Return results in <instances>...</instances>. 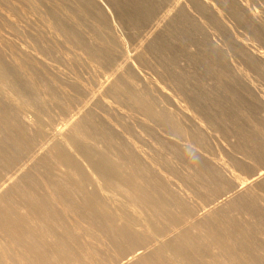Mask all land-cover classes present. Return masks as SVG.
<instances>
[{
  "label": "bare ground",
  "instance_id": "1",
  "mask_svg": "<svg viewBox=\"0 0 264 264\" xmlns=\"http://www.w3.org/2000/svg\"><path fill=\"white\" fill-rule=\"evenodd\" d=\"M96 1L105 7L108 6V4L105 5L103 3V0ZM26 2L29 1L26 0ZM38 2L40 3L39 0ZM152 2L155 3L156 0L155 2ZM34 3L37 4V0ZM48 3H50L49 0ZM157 3L158 6L161 5V3L159 5V2ZM0 4L2 3L0 2ZM16 4L17 2L15 5ZM24 4L25 3L23 2V5ZM15 5H13V7H15ZM29 5L32 6L33 4L30 3ZM38 5L40 4H37L36 6ZM157 5L153 6L152 10H149L148 16L151 19V21H149L150 24H147V27L144 30V35L142 37L140 36L138 42L136 43L134 41L136 45H134L132 50H129V45H127L128 40L126 33L128 31L123 30L125 32H123L125 34L124 36L126 37H124L125 39L123 36H121V34H119L118 31V35L122 37L121 41L123 45H121L122 50L120 48L121 53L119 51L121 63L116 65V68L114 71H112L111 75L109 74V76H107L105 72L103 73L98 69V72L101 71L103 75H99L101 77L99 78L98 75L95 76L96 74H92L94 77H97V79H94L95 81L92 79L95 82V84L92 83L94 86L92 88H85V86L84 89L79 88L83 90L82 93H80L81 90L79 91V89L76 87L75 93L69 94L71 97H73L72 95H75L76 100L73 98V100H69L66 102V104L60 102L61 100H64L60 99L61 97L63 98V96L60 97L54 95L52 93L53 91L51 90L53 87H51V85L49 86V84L47 85L48 89H46L49 90L47 91V95L49 94L50 97L49 99L55 100L56 103L58 102V104L61 106L60 109H63L66 115L65 118L62 116L63 119L59 120L61 122L63 121L62 123H48V128L43 123V117H45L43 115L46 110H43V112V106L41 107V105L44 104L45 99H48L46 98L47 95L42 99V94H30L26 91V89L23 88L24 86L20 87L19 84L17 85V81L14 80V75L12 76L11 74V72H13L12 67L8 68L11 70V72L6 70V67L2 62L5 58L2 60V56H0V100L2 101L3 105L9 108L8 115L4 114L6 112L3 113L0 109V142L2 141L3 144H6V147H8L3 148L2 146L0 148V178L3 177L0 179V264H251L257 259L254 256V252L264 250V244L256 246L251 243V241L255 240L254 238L257 236L252 228L254 225H258L257 222H261V218L255 215V210L262 205L264 206V166L256 170L254 173H251L248 178H242L235 170L239 167L241 168L248 166V162L245 159L236 161L234 166L225 162L227 160L224 161V158H215L207 155L209 153L203 150L202 145H200V140L206 137H211V133L209 132V125L211 122L209 120L210 116H208L206 111H204L201 105H199V97L197 96V98L195 94V96H191L193 92L190 94L183 89L180 90L177 87L178 84L176 78H166L164 74L165 62L162 65H157L156 68H150L153 69V72L151 71V73L148 71L144 72L143 70H139V66H136L137 64L135 63V61H137L141 55H144V57H142L144 63L147 59H149L147 55L145 56V54L148 52L150 44H152L157 36L160 35L163 29L167 26L170 19L176 17V15L178 17L181 14H190L193 16V18L195 17V19L202 25V28H204L202 35L204 37V47L206 49L202 50V53L205 55L206 52L204 51L208 50L207 56L211 62L210 65L213 67V69L220 71L221 76L226 77L227 81L230 83V86L226 85L229 95L235 97L237 96V92L243 93L247 96L246 98H250L253 101V105H257L262 109V112H264V0H173L172 5L169 2L170 7L167 9H163L164 7L161 8ZM3 6L5 7V5ZM17 6L18 5H16V7ZM2 7L0 5V8ZM40 7H42V4ZM44 8L45 7L42 9ZM2 9L4 10V8ZM6 9L7 8H5V12ZM34 9L37 8L34 6ZM10 10L13 12L12 8ZM62 10L64 9L62 8ZM107 11L108 15L112 19L113 25L118 27L120 23V18L118 16L119 13L111 5ZM141 11H143V7ZM7 12L8 14L3 12L6 14V16L3 15L2 17L5 16L6 19L9 20L8 22L13 24L14 20L12 21V18H9L12 12L10 15V11L7 10ZM34 12L38 11H34L32 7L31 13ZM73 12L72 15L75 13ZM99 12L100 11H98V13ZM146 12L147 11L145 10V13ZM3 13L0 12L1 15ZM25 13L24 15H26ZM53 13H55V11ZM14 14L15 13L12 15L14 16ZM44 16H46V14H44ZM191 16L189 17L191 18ZM2 17H0L1 20ZM82 17L84 16L78 17V19H81ZM27 19L29 18L27 17ZM39 19L40 21H44L43 18L41 20L39 17ZM62 19L61 21L63 22L64 19ZM84 19H82V21ZM86 20H84L82 23L88 25L87 22L89 18L87 22ZM94 20L96 19L94 18ZM179 20L182 19L179 18ZM26 21L28 22V20ZM49 21L51 31L54 27L53 32L54 30L57 31L58 35H60V40L63 39V41L71 43V46L73 45L78 48L82 52L83 56H87L91 61L89 62V60L86 58L88 60L87 63H90L91 67H94V64L92 65V63L97 62L98 64L103 62L104 58L101 55L103 52L100 53L85 44L88 42L86 39L85 43L80 41V37L78 40L76 38L78 35L75 34L74 31H71V29H73L72 27L71 29H68L69 27H65L62 24L60 25L59 22L53 18L49 19L48 22ZM75 21L78 22L77 20ZM122 21H125L126 23V20ZM139 21L140 20H138V24L143 23L142 20L140 23ZM30 23L35 25V22L30 21ZM91 23L93 26V22ZM18 24L17 26H14L18 28ZM36 24L38 25L39 23ZM77 24L79 25L80 23ZM121 24L122 23H120V25ZM2 25L5 27L6 24ZM19 25L22 24L20 23ZM46 25L49 28V25ZM80 25L82 26L84 24ZM25 27L26 25L24 28ZM101 27L103 28L104 26ZM138 27L141 29V25ZM83 28L85 29L84 26ZM22 29L23 27L21 26V30ZM88 29L91 30V28ZM18 30L20 31V28ZM28 30L25 29V31ZM7 31L9 32V30ZM27 33L28 32H26V34ZM132 33L134 34L135 31ZM91 34L94 35V33ZM91 34L89 35L91 36ZM102 34L103 32H101V35ZM6 35L0 28L1 39H3L5 42H10V35H8L9 38ZM128 35L130 36V32H128ZM32 36H29V38ZM11 37H13L12 34ZM93 38L96 39V35H94ZM26 39H28V37ZM26 39H24V41ZM82 39L83 37L81 40ZM133 39L134 38H132V41ZM16 40L19 39L17 38ZM96 40L99 41L100 38H97ZM114 40L111 38L110 42H113ZM27 41H29V39L26 40L25 43L22 42L23 47H19L21 51H24L23 48L25 44H28L26 43ZM30 41L31 44H33L32 41H34L35 48L38 46L34 38H32V40L30 39ZM19 42L21 43V41ZM52 43L54 44V42ZM98 43H100V41ZM114 43L116 42L114 41L113 44ZM100 44L102 45L103 43ZM110 44L112 45V43ZM30 45L28 44V46ZM97 45L95 43L93 46L95 47ZM45 47L46 46L44 45V48ZM29 48L31 49V46ZM37 48L34 50H37L40 53V47ZM110 48L111 50L113 49L112 47ZM41 49L43 50V48ZM99 49H102L101 46ZM48 50L47 52H49ZM79 50L78 54H81ZM117 50L116 52H118ZM3 51H5L4 53L8 54V50L6 51L5 45L0 43V52ZM43 53L44 51H42L40 56H43ZM73 53L75 52H72V54ZM36 54L38 55V53ZM11 55H13V53ZM73 55L75 56L76 53ZM77 55L76 58L74 57L75 60L77 59ZM109 55L110 53L108 56ZM20 56L21 61H23V55L19 54V57ZM67 56L68 57L66 58L69 59L71 55L69 56L67 54ZM116 58L119 62L120 59H118L117 55ZM9 59L11 60V58ZM79 59H81L79 61L81 63L83 58ZM44 60L45 58H43V61ZM147 61L150 64V60ZM16 62L18 61L16 60ZM154 62L156 63V60ZM6 63L8 64V62ZM26 64H28V62ZM97 64H95V66H97ZM105 64L106 63L101 64V67H103L102 70L104 71L106 69H104V66H106ZM149 64L146 63V65ZM9 65L11 66L12 64ZM54 65L55 64H53V66ZM44 66L45 64L43 67ZM196 66H198V64ZM98 67L100 68V65H98ZM29 68H31V71L34 72L35 68ZM53 68H51V70ZM51 70L49 69V71ZM129 70H132V72H134L136 75H134V73L131 74L128 72ZM27 71L29 72V70ZM38 71L40 72V70ZM93 71L92 73H95ZM169 72L170 71H168V74ZM63 73H65L66 76V72ZM63 73L59 72V74ZM25 75L26 78H28L27 74ZM70 75H73V73ZM170 75L173 76L172 73ZM122 76H124V78L127 80L131 79V83L134 82V85H137L138 87L135 86L136 89H133V87H131L132 89H129L128 85L130 83L127 85L124 81L126 79H122ZM30 77H34V75H31ZM46 77L48 79V76ZM72 77L70 76V78ZM102 77L105 81L100 80L103 79ZM75 79L78 80L76 76ZM62 80L64 81V79ZM211 80L213 79L211 78ZM38 81H41V79ZM33 82L32 84H34ZM78 82H82L81 78L78 80ZM73 83L74 81L72 84ZM82 83V85H84V82ZM218 83L219 81L217 84ZM49 87H51V89H49ZM105 88L107 89L103 92ZM108 91L112 92L116 98L119 96L124 98L122 101H129V105L131 104L133 106L132 108H135L137 112H140L145 117V120H148L149 122L151 121L152 123L153 121H156L158 124H160L159 128L157 129L159 130L162 127L160 133L161 136H159V138L161 137L162 140L156 137V139L159 141L158 143H166L170 147H173L172 150L174 149V157L177 156V145L180 147L179 151L181 153L184 152L189 154L192 158V161H190V166L188 169H190V167L195 168L197 164L207 167L206 170L212 174L213 181L211 188L204 189L206 193L204 195L205 200L203 202H194L190 189H183L178 186L176 189L175 184L177 183L170 179L171 177L170 175L168 176L163 165L160 166L161 164H157L158 161H156V156H151L146 151H144L137 144L138 142L134 141L132 135L133 133L131 132V134L128 129H126L124 123L112 116L111 112L114 111L115 113L116 109L106 100L104 101V106L106 108L102 109L99 113L102 120H91V122L88 121V123L84 121L85 118H87L90 114L92 115V112H94L93 110L97 106L99 99H101L106 92L108 93ZM213 95H211V98ZM105 97L106 96L103 98L105 99ZM202 97L205 96L203 95ZM49 99L47 101H49ZM119 100L121 99L119 98ZM52 103L54 102H50L49 105ZM5 106L4 108H6ZM247 107L249 108V106ZM122 110L124 111V109ZM117 112L118 111H116V114ZM118 113H120V110ZM138 114L139 113H137V116ZM123 115L124 114H122V117ZM60 117L56 116L55 120ZM142 119L144 118L142 117ZM55 120H51L49 122L51 123ZM133 123L131 121V124ZM135 126H137L136 128L139 127L138 125ZM211 126L213 125L211 124ZM119 131L123 132V137H121L125 139L124 141L119 136ZM218 135L219 134H217V136ZM226 135H228V133ZM181 137H185L182 138L183 140L181 139V141L184 142H181L180 139L177 140V138ZM247 140L249 141V139ZM263 142L264 141H262V143ZM216 143L217 141L215 144ZM217 146H219V144ZM244 149L246 151L249 148ZM12 150L13 152H11ZM248 154L247 156L250 157ZM23 156L25 160L19 166H17L18 162L21 158H23ZM248 157L245 158L247 159ZM147 163H151L150 166L152 165V169H149V165ZM246 168L248 169V167ZM32 170H35L36 173L40 174L42 179L40 182L30 179V172ZM190 171L192 172V170ZM237 171H239V169H237ZM195 175L198 174L195 173ZM195 180L197 181V179ZM202 181H204V179H202ZM207 181L209 182V177ZM41 185L45 186L47 189L46 192L39 188ZM199 185L201 187V184ZM228 212H237L239 216L234 217L231 215L233 216L231 217L229 216L230 213ZM258 213H260V211ZM252 217L254 218V221L253 219H250ZM84 223H87L86 225L89 224L88 226H91L89 229L92 227L95 228L98 233H101L100 235L103 236V239H107L106 242H110V245L115 252L114 255H111L112 258L109 256V260H107L103 259V257H106L104 255L102 258L99 257L101 256L98 253L99 251L97 248H94L96 245L93 247V244H90L94 242L96 243V241L84 242L82 240L84 234L82 228L85 227L83 225ZM262 225L264 226V224ZM86 227L84 231H87ZM93 228L92 230H94ZM255 228L258 229V227ZM90 232L91 229L86 233ZM90 235L91 234H89V236ZM98 242L99 240L97 243ZM103 243L105 242L103 241ZM105 244V247H108L107 243Z\"/></svg>",
  "mask_w": 264,
  "mask_h": 264
},
{
  "label": "rangeland",
  "instance_id": "2",
  "mask_svg": "<svg viewBox=\"0 0 264 264\" xmlns=\"http://www.w3.org/2000/svg\"><path fill=\"white\" fill-rule=\"evenodd\" d=\"M10 1V2H9ZM22 1V2H21ZM27 1H29L30 3H32L33 5L32 6H30L29 4V2H26V0H20V2H19V0H13V1H11V0H1L0 2L2 3V4H0L1 5V7L3 6V5H5V7L3 6L2 8H4V10L2 9V8H0L1 10H0V12H4V13H6V14H8V12H7V10L8 11H10L9 12V15H10V13L12 12L10 9L12 8V10H13V12H12V14L13 13H15L14 14V16L11 14V16H9V18L13 21V24H10L8 21L9 20H7L6 19V14H0V17H2L3 15H5L4 17H5V19H4V17H2V20H1V18H0V28H1V30H3V32L5 33V35L8 37V35H10V38L9 39H11V41L10 42H5L3 39H1V37H0V43L1 44H4L5 45V48H6V51L8 52V54H6V53H4L5 51H3V52H0V56H2L1 58H2V60H3V58H5L4 59V61H2L3 62V64L5 65V67H6V70H8V71H10L11 72V70L10 69H8V68H11L12 67V71L13 72H11V74H12V76L14 75V80H16L17 81V85L19 84V86L21 87H23L24 89H26V91L28 92V93H30V94H33V95H36V94H38L39 93V95L40 94H42L41 96H42V99L43 98H45L46 97V95H47V91H49V90H47L48 88V84H49V86L51 85V87H53L52 89H51V87H49V89H51L53 92V94L54 95H56V96H63V98L61 97L60 99H64V100H61L60 102L61 103H65L66 104V102H68L69 100H73V98H75V100H76V96L75 95H72L73 97H71V95L69 96V94L71 93H75V90H76V87H77V89H79V88H83L84 89V86H85V88L87 87V88H92L93 86H94V84H95V80L94 79H97V77H94V75H92V74H96L95 76H97L98 75V77L99 78H101L100 76H101V71L104 73H106V75L107 76H109V74L111 75L112 74V71H114V69L116 68V65H119L120 63H121V58H120V53H121V51H120V48H121V50H122V41H121V36H123V38L125 37L124 35V31L123 30H126V31H128V32H130V36L128 35V32L126 33V37H127V40H128V44L127 45H129L128 46V49L129 50H132L133 48H134V45H136V43L138 42V40H139V38H140V36L142 37L143 35H144V30H145V28L147 27V24L149 23V21H151V19L149 18V16H148V12H149V10L151 9H153V6H155V5H157L158 3L157 2H159V5H160V3H161V5H163V6H158V7H161V8H163V9H167L168 7H170V5H169V2H170V4L172 5V3H173V0H161V1H159V0H156V2H155V0H152V1H154L155 3H153L151 0H103V3L106 5V4H108V8H110V5L111 6H113V8H115L116 9V11L119 13V18H120V23H122L121 25H120V23H119V25H118V27H116V26H114L113 25V22H112V19H111V17L108 15V11H107V7H105V6H103V5H101L100 3H98L96 0H58L59 1V3H58V1L57 0H49V2L51 3H48V0H39L40 1V3L38 2V0H37V4H42V7H40V5H38V6H36L37 4L36 3H34V2H36V0H27ZM45 1V2H44ZM57 1V2H56ZM17 2V4L16 5H18L17 7H16V5H15V3ZM23 2L26 4V6H25V4L23 5ZM42 2H44V3H42ZM54 2V3H53ZM96 2V3H95ZM136 2V3H135ZM145 2V3H144ZM167 2V3H166ZM59 5H57V4ZM43 4H45V5H43ZM49 4V5H48ZM147 4V5H146ZM154 4V5H153ZM13 5H15V7H13ZM30 6V7H28V6ZM46 5H47V7H49L50 9L52 8L54 11H55V13H57V14H55V13H53L54 11L51 9H49V8H47L46 7ZM68 5V6H67ZM131 5V6H130ZM34 6H35V8H37V9H34ZM26 7V8H25ZM32 7H33V10L34 11H38V12H34V13H31L32 12ZM40 7V8H39ZM43 7H45L44 9H42ZM60 7H61V9H60ZM65 7H67V8H65ZM140 7V8H139ZM142 7H143V11H141L142 10ZM5 8H7L6 9V12H5ZM9 8V9H8ZM21 8H22V10H21ZM30 8H31V10H30ZM39 8V9H38ZM62 8L64 9V10H62ZM70 8V9H69ZM95 8H96V10H95ZM124 8V9H123ZM161 8H159V9H161ZM14 9H18L17 11H18V13H17V11L16 10H14ZM49 9V10H48ZM56 9V10H55ZM66 9H67V11H66ZM85 9V10H84ZM147 11L146 13H145V10ZM3 10V11H2ZM24 10V11H23ZM30 10V11H29ZM44 10V11H43ZM46 10V11H45ZM75 10V11H74ZM92 10V11H91ZM110 10V9H109ZM126 10H128V11H126ZM22 11H23V13H22ZM52 11V12H51ZM70 13H69V12ZM74 13L73 15H72V12ZM79 13V16H78V13ZM98 11H100L99 13H98ZM26 12V13H25ZM41 12V13H40ZM46 12V13H45ZM51 12V13H50ZM60 12V13H59ZM94 12V13H93ZM22 13V14H21ZM24 13L26 14V15H28V16H26V15H24ZM38 13L39 14V17L41 18V20H42V18L44 19V21L42 20V21H40V19H39V17H38V14L36 15V14ZM47 13H48V15H47ZM67 13V14H66ZM128 13H129V15H128ZM44 14H46V16H44ZM69 14V15H68ZM77 16H76V15ZM21 15H24V16H21ZM31 15V16H30ZM61 17H60V16ZM72 15V16H71ZM184 15V14H183ZM182 14L181 15H179L178 17H177V15H176V17H173L172 19H170L169 20V22H168V24H167V26L163 29V31L162 32H164L165 30L167 31H165L164 33H160V35H162V36H157V38L154 40V42L152 43V44H150V46H149V48H148V52L145 54V56L147 55V57L149 58V59H147V60H150V64H149V62L147 61H145V63H144V60H143V58L142 57H144V55H141V57L137 60V61H135V63L137 64L136 66H139V70H143L144 72H150L151 73V71L153 70V69H150V68H156L157 67V65H162L164 62H165V67H164V65H163V67H164V70H165V72H164V74H165V76H166V78H169V77H174V78H176L177 79V84L179 85H177V87L181 90V89H183V90H185L186 92H189L190 94H192V92H193V94L191 95V96H195L196 95V97L199 99V105H201V107L204 109V111H206V114H208V116H210L209 117V120H210V122H211V124L214 126H211V124L209 125V127H210V129H209V132L211 133V137H206V138H204V139H201L200 141V145H202V147H203V150L205 151V152H207V153H209V154H207V155H210V156H212V157H215V158H224V161L225 160H227V161H225V162H227L228 164H232V165H234L235 166V164L234 163H236V161H238V160H242V159H245L247 162H248V166H246V167H248V169L246 168V167H239V168H236V172H237V174L238 175H240V177H242V178H248L250 175H251V173H254L256 170H258V169H260L262 166H264V142L262 143V141H264V112H262V109L260 108V107H258L257 105H253V101L250 99V98H246L247 96L245 95V94H243V93H238L237 92V96H230L229 95V93L227 92V89H226V85H228V86H230V83L227 81V79H226V77H223V76H221V73H220V71H217V70H215V69H213V67L210 65L211 64V62H210V60H209V58H208V56H207V51L208 50H205L204 52H206L205 53V55H204V53H202V50H204V49H206L205 47H204V37H203V30H204V28H202V25L195 19V17L193 18V16H191L190 14L188 15L187 13L184 15V16H186V17H184ZM17 16V17H16ZM26 16V17H25ZM33 16V17H32ZM36 16V17H35ZM43 16V17H42ZM53 16V17H52ZM65 16H67V17H64ZM81 16H84V17H82L81 19L79 18L78 19V17H81ZM181 16H182V18H181ZM189 16H191V18L189 17ZM26 18V20H28V22L25 20V18ZM27 17L29 18V19H27ZM31 17V18H30ZM53 18L54 20H56V21H58L59 22V24L61 25H63V26H65V27H69L68 29H71V27L73 28V29H71V31H74V33L75 34H77L78 36H76V38L79 40V37H80V41H82L83 43H85V39H86V41H88V42H86L85 44H87L88 46H90V47H92L93 49H95V50H97L98 52H100V53H102L101 55H102V57L104 58H102L103 59V62L102 63H106L105 65L107 66H104V69H105V71L104 70H102L103 69V67H101L102 65V63H98L97 64V62L96 63H92V65L94 64V67H91L90 65V63H87L88 62V57L87 56H83V54H82V52L78 49V48H76L75 46H71V43H69V42H66V41H63V39H59L60 37V35H58V33H57V31L56 30H54V32H53V29H54V27L52 28V31H51V27H50V21L48 22V20L49 19H51V18ZM60 17V18H59ZM74 18V20H73V18ZM86 17V18H85ZM18 18H19V20H18ZM22 18V19H21ZM64 19V23L61 21V19ZM77 18V19H76ZM85 18V19H84ZM88 18H89V20H88ZM94 18L96 19V20H94ZM136 18V19H135ZM179 18L180 19H182V20H179ZM187 18V19H186ZM35 19V20H34ZM37 19V20H36ZM62 19V20H63ZM70 19V20H69ZM72 19V20H71ZM82 19H84V20H88V22H87V20H86V22H87V24L88 25H86L85 23H82V22H84V20L82 21ZM101 19V20H100ZM131 19V20H130ZM184 19V20H183ZM32 21V22H35V25H33V23H30V21ZM60 20V21H59ZM75 20H77L78 22H76ZM98 20V21H97ZM122 20H126V23H125V21H122ZM134 20V21H133ZM135 20H136V22H135ZM138 20H140L139 21V23L140 22H142L143 21V23H141V24H138ZM142 20V21H141ZM144 20H145V22H144ZM186 20H187V22H186ZM73 21V22H72ZM131 21H133V22H131ZM22 24V25H19L20 23ZM23 22V23H22ZM45 22V23H44ZM61 22V23H60ZM68 22V23H67ZM74 22H76V23H74ZM91 22H93V26H92V23ZM19 23V24H18ZM36 23H39L38 25L36 24ZM71 23V24H70ZM73 23V24H72ZM77 23H80V24H84V25H78ZM2 24H6V25H8V26H6L5 25V27H4V25H2ZM17 24H18V28L16 27L17 26ZM26 25V27L24 28V26ZM46 24H48L49 25V28H48V26L46 25ZM70 24V25H69ZM75 24V25H74ZM144 24H145V26H144ZM150 24V23H149ZM14 25H16V26H14ZM69 25V26H68ZM80 28H78L77 26ZM86 25V26H85ZM89 25H90V27H89ZM129 25H130V27H129ZM139 25H141V29H139ZM168 25H169V27H168ZM21 26L23 27V31L21 30ZM45 26V27H44ZM53 26V25H52ZM83 26L85 27V29L83 28ZM101 26H104L103 28L101 27ZM108 26V27H107ZM110 26V27H109ZM114 26V27H113ZM123 26H125V27H123ZM171 26V27H170ZM4 27V28H3ZM37 27V28H36ZM87 27V28H86ZM106 27V28H105ZM132 27V28H131ZM168 27V28H167ZM20 28V31L18 30ZM88 28H91V30L90 29H88ZM98 30H97V29ZM110 28V29H109ZM115 28V29H114ZM124 28H126V29H124ZM132 30H131V29ZM178 28V29H177ZM180 28V29H179ZM25 29L26 30H28V31H25ZM44 29V30H43ZM77 29V30H76ZM83 31H82V30ZM103 29V30H102ZM173 29V30H172ZM175 29V30H174ZM182 29V30H181ZM7 30H9V32L7 31ZM48 30V31H47ZM82 32H84V33H82ZM88 32H87V31ZM101 30V31H100ZM117 30V31H116ZM135 31V36H134V34L132 33V32H134ZM23 33H22V32ZM34 31H35V33H34ZM51 31V32H50ZM55 31H56V33H55ZM76 31V32H75ZM87 33H86V32ZM90 31V32H89ZM95 31V32H94ZM99 31V32H98ZM108 31V32H107ZM118 31H119V34H121V36L120 35H118ZM179 31V32H178ZM184 31V32H183ZM192 31V32H191ZM197 31H198V33H197ZM11 32V33H10ZM26 32H28L27 34H28V36H27V34H26ZM81 32V33H80ZM101 32H103V34L101 35ZM124 32V33H123ZM19 35H18V34ZM32 33V34H31ZM91 33H94V35H96V39L97 38H100V43H103L102 45L100 44V43H98L99 41H97L95 38H93L94 37V35L93 34H91ZM116 33H117V35H116ZM11 34L13 35V37H11ZM22 34V35H21ZM24 34V35H23ZM26 34V35H25ZM84 34V35H83ZM86 34V35H85ZM89 34H91V36L89 35ZM110 34H112V35H110ZM139 36H138V35ZM188 34V35H187ZM21 35V36H20ZM35 36V37H33V36ZM49 35V36H48ZM55 35V36H54ZM83 37V39L81 40V36ZM18 36V37H17ZM28 37V39H29V41H27L26 43H28L29 45L31 44V41H30V39L32 40V38H34L35 39V41L37 42V44H38V46L37 47H40V53L37 51V50H34V49H36L35 48V46H34V41H32V43L33 44H31L30 46H31V49L29 48L30 46H28V44H25L24 45V48H23V50L24 51H21L20 49H19V47H23V43H25V41L26 40H28V39H26L27 37ZM29 36H32V37H30L29 38ZM89 36V37H88ZM106 36V37H105ZM120 38H119V37ZM138 36V37H137ZM187 36V37H186ZM26 39L25 41H24V39ZM52 37V38H51ZM53 37H54V39H53ZM55 37H57V38H55ZM86 37V38H85ZM87 37H88V39H87ZM105 37V38H104ZM110 37V38H109ZM125 37V38H126ZM130 37V38H129ZM137 39H136V38ZM14 38V39H13ZM19 39V40H16V39ZM20 38H22V39H20ZM39 40H38V39ZM90 38V39H89ZM111 38H112V40H114L116 43H114L113 44V42H110L111 41ZM119 38V39H118ZM124 38V39H125ZM132 38H134L133 39V41H132ZM203 38V39H202ZM41 39H42V41H41ZM54 41H53V40ZM94 40V41H92V40ZM108 39H110V40H108ZM118 39V40H117ZM192 39V40H191ZM2 40V41H1ZM54 42V44L51 42ZM55 40H57V41H55ZM60 40V41H59ZM90 40V41H89ZM103 42H102V41ZM121 42H120V41ZM131 40V41H130ZM19 41H21V43L19 42ZM39 41V42H38ZM95 44L96 43V45H97V43H98V47L97 46H93L94 44L92 43V42ZM97 41V42H96ZM109 41V42H108ZM136 43H135V42ZM3 42H5V43H3ZM19 42V43H18ZM23 42V43H22ZM35 42V43H36ZM91 42V43H90ZM130 42H132V43H130ZM202 42V43H201ZM11 43V44H10ZM55 43H57V44H55ZM110 43H112V45L110 44ZM120 43V44H119ZM203 44V45H201V44ZM13 44V45H12ZM22 44V45H21ZM42 44V45H41ZM47 44V45H46ZM60 44H62V45H60ZM66 44H67V46H66ZM90 44V45H89ZM105 44H106V46H105ZM116 44H117V47H116ZM133 44V45H132ZM10 45V46H9ZM40 45V46H39ZM44 45L46 46L45 48H44ZM58 45V46H57ZM60 45V46H59ZM108 45H109V47H108ZM111 45V46H110ZM115 47H114V46ZM120 45V46H119ZM122 45V46H121ZM201 45V46H200ZM26 46H28V47H26ZM43 46V47H42ZM101 46V50L99 49V47ZM103 46V47H102ZM10 47V48H9ZM34 47V48H33ZM61 47V48H60ZM104 47H106V48H104ZM110 47H112L113 49L111 50V48ZM202 47V48H201ZM204 47V48H203ZM33 48V49H32ZM41 48H43V50L41 49ZM68 48H70V49H68ZM75 48V49H74ZM98 48V49H97ZM119 48V49H118ZM185 48V49H184ZM20 51H19V50ZM27 49V50H26ZM38 49V48H37ZM49 49V50H48ZM106 49H107V51H106ZM109 49V50H108ZM118 49V50H117ZM199 49V50H198ZM18 50V51H17ZM39 50V49H38ZM47 50L49 51V52H47ZM51 50V51H50ZM53 50V51H52ZM65 50V51H64ZM75 50V51H74ZM78 50H79V52H81V54L79 53L78 54ZM104 50V51H103ZM115 50V51H114ZM116 50L118 51V52H116ZM151 50V51H150ZM31 51V52H30ZM37 51V52H36ZM42 51H44V53L42 54L43 56H40V54L42 53ZM106 51V52H105ZM119 51H120V53H119ZM179 53H178V52ZM21 52V53H20ZM23 52V53H22ZM35 52V53H34ZM72 52H75L76 53V55H77V59L75 60V58H76V55L74 56L73 54H75V53H73L72 54ZM108 52V53H107ZM114 54H112V53ZM13 53V55H11ZM36 53H38V55L36 54ZM51 53H53V54H51ZM110 53V57L108 56V54ZM117 53V54H116ZM200 53V54H199ZM19 54L21 55H23L22 56V59H23V61H21V56L19 57ZM27 54V55H26ZM29 54V55H28ZM67 54L71 57H69V59L68 58H66V57H68L67 56ZM107 54V55H106ZM149 54V55H148ZM182 54V55H181ZM185 54H186V57H185ZM188 54V55H187ZM35 55H37V56H35ZM64 55H65V57H64ZM116 55L118 56V59H120L119 60V62H118V60H117V58H116ZM202 55V56H201ZM13 56V57H12ZM14 56H15V58H14ZM18 56V57H17ZM46 56V57H45ZM73 56V57H72ZM80 56V57H79ZM82 56V57H81ZM106 56H107V58H106ZM114 56H115V58H114ZM163 56V57H162ZM174 56V57H173ZM204 56H206V57H204ZM50 57H51V59H50ZM75 57V58H74ZM84 57H85V59H84ZM147 57H145V58H147ZM152 57V58H151ZM182 57V58H181ZM9 58H11V60L9 59ZM39 60H38V59ZM43 58H45V60L43 61ZM46 58H47V60H46ZM79 58H83L82 59V61H81V63L79 62L81 59H79ZM110 58H112V59H110ZM144 58V59H145ZM156 60V63L154 62L155 60ZM158 58V59H157ZM184 58H186V59H184ZM41 59V60H40ZM71 59H73V60H71ZM79 59V60H78ZM106 59V60H105ZM154 61H153V60ZM162 59V60H161ZM184 59V60H183ZM198 61H197V60ZM5 60H6V62H8V64L5 62ZM15 60V61H14ZM16 60L18 61V62H16ZM37 60V61H36ZM78 60V61H77ZM104 60H105V62H104ZM142 60V61H141ZM164 60H166V61H164ZM179 60V61H178ZM13 61V62H12ZM21 61V62H20ZM42 61V62H41ZM69 61V62H68ZM72 61V62H71ZM86 61V62H85ZM159 63H158V62ZM168 61V62H167ZM178 61V62H177ZM5 62V63H4ZM28 62V64H26ZM31 62V63H30ZM37 62V63H36ZM67 62V63H66ZM71 62V63H70ZM74 62V63H73ZM89 62H91L90 60H89ZM110 62V63H109ZM151 62H152V65H151ZM181 62V63H180ZM184 62V63H183ZM15 63V64H14ZM20 63V64H19ZM41 63V64H40ZM42 63H43V65L45 64V66H46V64H47V68L44 66L43 67V65H42ZM89 64V65H87V64ZM109 65H108V64ZM114 63H115V65H114ZM146 63L147 64H149V65H151V66H149V65H146ZM169 63H170V65H169ZM178 63H180V64H178ZM187 63H189V64H187ZM201 63V64H200ZM9 64H12L11 66L9 65ZM30 64V65H29ZM33 66H32V65ZM53 64H55L54 66H53ZM80 64V65H79ZM95 64H97V66H95ZM154 64V65H153ZM191 64H192V66H191ZM198 64V66H196ZM20 65V66H19ZM27 65H29V66H27ZM98 65H100V68L98 67ZM156 65V66H155ZM200 65V66H199ZM204 65H206V66H204ZM49 66V67H48ZM85 66V67H84ZM110 66V67H109ZM111 66H112V68H111ZM153 66V67H152ZM202 66V67H201ZM29 67H32V68H35L34 69V72L33 71H31V68H29ZM54 67V68H53ZM159 67V66H158ZM191 67H193V68H191ZM196 67V68H195ZM205 69H204V68ZM45 68V69H44ZM51 68H53L52 70H51ZM86 68V69H85ZM92 68V69H91ZM142 68V69H141ZM166 68H167V70H166ZM13 69H15V70H13ZM40 70V72L38 71V70ZM44 69V70H43ZM49 69L51 70V71H49ZM84 69V70H83ZM98 69L99 70H101L100 72H98ZM27 70H29V72L27 71ZM94 70V71H93ZM96 70V71H95ZM173 70V71H172ZM193 70V71H192ZM26 71V72H25ZM43 71V72H42ZM49 71V72H48ZM60 73H63V72H66V76H65V73H63V74H59V72ZM92 71L93 72H95V73H92ZM168 71H170L169 72V74H168ZM207 71V72H206ZM33 74H32V73ZM36 72V73H35ZM54 72V73H53ZM100 73V74H98V73ZM128 72H130L131 74L132 73H134V72H132V70L130 71H128ZM153 72V71H152ZM167 72V73H166ZM206 72V73H205ZM15 73V74H14ZM31 73V74H30ZM56 73H57V75H56ZM73 73V75H70V74H72ZM172 73V75L173 76H171L170 74ZM175 73V74H174ZM204 73H205V75H204ZM210 73H211V75H210ZM25 74H27V77L29 78H26V75ZM37 74V75H36ZM76 74V75H75ZM189 74H191V75H189ZM208 74V75H207ZM31 75H34V77H30ZM48 76V79H47V77L46 76ZM76 76V78L78 79V80H80V78H81V81L82 82H84V85H82L83 83L81 82V83H79L78 82V80H76L75 79V76ZM91 75V76H90ZM100 75V76H99ZM103 75V74H102ZM106 75H104V76H106ZM134 75H136L135 73H134ZM170 75V76H169ZM175 75V76H174ZM191 76V77H189V76ZM194 75V76H193ZM207 75V76H206ZM25 76V77H24ZM62 76V77H61ZM70 76L72 77V78H70ZM77 76H79V77H77ZM93 76V77H92ZM103 76V77H104ZM181 76H183V77H181ZM188 76V77H187ZM214 76V77H213ZM19 77V78H18ZM41 77V78H40ZM61 77V78H60ZM66 77V78H65ZM89 77H91V78H89ZM102 77V78H103ZM26 78V79H25ZM31 78V79H30ZM41 79V81H38L39 79ZM60 78V79H59ZM104 78H106V77H104ZM104 78L103 79H100V80H102V81H105L104 80ZM189 78H191V79H189ZM210 78V79H209ZM211 78L213 79V80H211ZM221 78H224V79H221ZM23 81H21V80ZM38 79V80H37ZM47 79V80H46ZM55 79H57V80H55ZM62 79H64V81L62 80ZM67 79V80H66ZM69 79V80H68ZM71 79V80H70ZM87 81H86V80ZM94 81H93V80ZM122 79H126V78H124V76H122ZM189 79V80H188ZM198 79V80H197ZM209 79V80H208ZM186 80V81H185ZM191 80H192V82H191ZM211 80V81H210ZM30 81V82H29ZM33 81H36V82H33ZM46 81V82H45ZM53 81H55V82H53ZM59 81H60V83H59ZM67 81H68V83H67ZM70 81V82H69ZM74 81V83L72 84V82ZM93 81V82H92ZM125 82H126V84L128 85V83H130L129 85H128V88L129 89H132L131 87H133V89L135 88L136 89V87L135 86H137V85H134L135 83L134 82H132L131 83V79H126V80H124ZM129 81V82H128ZM194 81V82H193ZM201 81V82H200ZM219 81V83L221 84H217V82ZM19 82V83H18ZM32 82L34 83V84H32ZM75 82H77V83H75ZM224 82H225V84H224ZM40 83V84H39ZM53 83H55V84H53ZM86 83H88V84H86ZM92 83H94L93 85H92ZM195 83V84H194ZM227 83V84H226ZM55 85V86H54ZM71 85V86H70ZM80 85H82V86H80ZM92 85V86H91ZM134 85V86H133ZM183 85V86H182ZM34 86V87H33ZM62 86V87H61ZM74 86V87H73ZM180 86H182V87H180ZM192 86V87H191ZM222 86V87H221ZM66 87V88H65ZM138 87V86H137ZM195 87V88H194ZM224 87V88H223ZM33 88V89H32ZM47 88V89H46ZM72 90H71V89ZM108 88V87H107ZM107 88H105L104 90H103V92L107 89ZM193 88V89H192ZM46 89V90H45ZM54 89V90H53ZM71 91H69V90ZM98 89V88H97ZM34 90V91H33ZM58 92V94H57V92ZM66 90V91H65ZM81 89H79V91H80ZM190 90V91H189ZM38 91V92H37ZM73 91V92H72ZM82 91L83 90H81L80 91V93H82ZM198 91H200V92H198ZM208 92V93H207ZM46 93V94H45ZM112 92H110V91H108V93L106 92L105 94H104V96H106L105 97V99L102 97L101 99H99V101H98V103H97V106L95 107V109L93 110L94 112H92V115L90 116H88L87 118H85V122L86 123H88V121L89 122H91V120H99V119H101L102 120V118H101V116H100V112H101V110L102 109H105L106 107L104 106V101L106 100L111 106L113 105V107H115V109H116V111H118L119 112V110H120V113H121V115H120V113H118L117 112V114H116V111H115V113H114V111L113 112H111V114H112V116L113 117H116V119H118V120H120L121 122H123L124 123V125L126 126V129H128V131L133 135V138H134V141H136V142H138L137 144L144 150V151H146L149 155H151V156H156V158H157V160L156 161H158L157 162V164H161L160 166H162L163 165V167L165 168V170L167 171V174H168V176L170 175V179L173 181V182H175V183H177V184H175L176 185V189H177V186L178 187H181V188H183V189H190V192H191V195H192V199H193V201L194 202H203L204 200H205V193H206V191H204V189H206V188H211L212 187V181H213V178H212V174L211 173H209V172H207V167L205 166L204 167V165H199V164H197L196 166H195V168L194 167H190V169H188V167L190 166V161H192L191 159V156L189 155V154H186V153H181L179 150H180V147H178V145H177V156H173V150H172V148L173 147H170L168 144H166V143H161V144H159L158 142V140L156 139V137L158 138V139H161V137L159 138V136H161L160 135V133H161V128L158 130L157 128H159V125L160 124H158L156 121H153V123H155V124H153L151 121L149 122L148 120H145V117L140 113V112H137V110L135 109V108H132L133 106L130 104L129 105V101H122L124 98H122V97H117L116 98V96H114V94L112 95L111 94ZM60 94H62V95H60ZM108 94V95H107ZM195 94V95H194ZM200 94H201V96H200ZM210 94V95H209ZM214 94V95H213ZM205 96V97H202V96ZM211 95H213L212 96V98H211ZM217 97V98H216ZM46 98H50L49 97V94L47 95V97ZM119 98L121 99V100H119ZM181 99H183L182 97H180ZM230 98H232V99H230ZM47 99V100H48ZM66 99V100H65ZM108 99V100H107ZM201 99V100H200ZM241 99V100H240ZM46 99H45V102H44V104H42L41 105V107L43 108L42 109V111L43 110H46L45 112H44V115L43 116H45V117H43V123L46 125V127H47V125H48V123L49 124H53L54 122V124H56V123H60L61 121H59V120H62L63 119V117L65 118L66 117V115H65V111H63V109H60L61 108V106H60V104H58V102L56 103V101L55 100H50L49 99V101L50 102H54V103H52L51 105H49V101H47ZM210 100V101H209ZM216 100V101H215ZM223 100V101H222ZM225 100V101H224ZM233 100V101H232ZM47 101V102H46ZM59 101V100H58ZM63 101V102H62ZM114 101V102H113ZM200 101H201V103H200ZM213 101V102H212ZM219 101V102H218ZM118 102V103H117ZM203 102V103H202ZM215 102H217V103H215ZM127 104V105H126ZM215 104V105H214ZM222 104V105H221ZM63 105V104H62ZM115 105H117V106H122V107H117V106H115ZM129 105V106H128ZM203 105V106H202ZM4 106L5 105H3L2 104V101L0 100V109H1V111L4 113V112H6V113H4V114H6V115H8V110H9V108H7L6 106V108H4ZM48 106V107H47ZM53 106V107H52ZM222 106V107H221ZM247 106H249V108L247 107ZM98 107V108H97ZM130 107V108H129ZM221 107V108H220ZM3 108V109H2ZM44 108H47V109H44ZM49 108V109H48ZM54 108V109H53ZM57 108V109H56ZM223 108V109H222ZM122 109H124V111L122 110ZM125 109H127V110H125ZM134 110V112H133V110ZM236 109V110H235ZM240 109V110H239ZM4 110V111H3ZM6 110V111H5ZM50 110V111H49ZM52 110H53V112H52ZM56 110H58V111H56ZM62 112H61V111ZM238 110V111H237ZM130 111V112H129ZM56 112H57V114H56ZM59 112V113H58ZM127 112H129V113H127ZM133 113H135V114H133ZM137 113H139L138 114V116H137ZM243 113V114H242ZM248 113V114H247ZM46 114V115H45ZM47 114H49V115H47ZM61 115V117H60V115ZM96 116H95V115ZM122 114H124L123 115V117H122ZM51 115V116H50ZM53 115H55V116H53ZM94 115V116H93ZM129 115V116H128ZM133 115V116H132ZM140 115V116H139ZM213 115V116H212ZM233 115H235V116H233ZM262 115V116H261ZM53 116V117H52ZM60 117V118H57L56 120H57V122H56V120H55V117ZM125 116V117H124ZM144 118V119H142V117ZM252 116V117H251ZM50 117V118H49ZM52 117V118H51ZM91 117V118H90ZM130 117V118H129ZM223 117V118H222ZM254 117V118H253ZM124 118V119H123ZM126 118V119H125ZM141 118V119H140ZM220 118V119H219ZM228 118V119H227ZM254 119V120H253ZM47 120V121H46ZM51 120H55V121H52L51 123L49 122V121H51ZM123 120V121H122ZM130 120V121H129ZM133 120H134V123H133ZM142 120H143V122H142ZM212 120V121H211ZM59 121V122H58ZM128 121V122H127ZM131 121H132V123L134 124H131ZM63 122V121H62ZM61 122V123H62ZM142 122V123H141ZM144 122H148V123H144ZM225 122V123H224ZM220 123V124H219ZM153 124V125H152ZM156 124H157V126H156ZM222 124V125H221ZM228 124V125H227ZM133 125V126H132ZM135 125H138L139 127L138 128H136L137 126H135ZM243 125V126H242ZM155 126V127H154ZM240 126V127H239ZM152 127H154V128H152ZM213 127V128H212ZM232 128V130H231V128ZM253 127V128H252ZM48 128V127H47ZM131 129V130H130ZM256 129V130H255ZM120 130H122V129H120ZM217 130H220V131H217ZM123 131V130H122ZM122 131H119V136L121 137H123V132ZM120 132H122V133H120ZM153 132H154V134H153ZM216 134H215V133ZM218 132V133H217ZM228 133V135H226ZM149 134V135H148ZM158 134V135H157ZM217 134H219L218 136H220V137H218L217 136ZM243 134V135H242ZM253 134V135H252ZM230 135V136H229ZM252 135V136H251ZM1 136V135H0ZM42 136V135H41ZM135 136V137H134ZM212 136H213V138H212ZM228 136V137H227ZM254 136V137H253ZM256 136V137H255ZM121 137V138H122ZM182 138H185V137H181V138H177V140H179L180 139V141H181V139ZM209 138H211V139H209ZM231 138H232V140H231ZM238 138V139H237ZM249 139V141L247 140V139ZM257 138V139H256ZM258 138H260V139H258ZM123 139V141L125 140L124 138H122ZM147 139V140H146ZM213 139V140H212ZM155 140H157V141H155ZM162 140V139H161ZM183 140V139H182ZM211 140V141H210ZM224 142H223V141ZM245 142H244V141ZM247 140V141H246ZM206 141V142H205ZM217 141V143L215 144V142ZM227 141V142H226ZM236 141V142H235ZM240 141V142H239ZM156 142V143H155ZM181 142H184V141H181ZM244 142V143H243ZM249 142V143H248ZM158 144V145H157ZM219 144V146H217ZM225 144V145H224ZM243 144V145H242ZM248 144V145H247ZM153 145V146H152ZM205 145V146H204ZM235 145V146H234ZM3 146V148H8V147H6V144H3V142L1 141L0 142V148ZM155 146V147H154ZM208 146V147H207ZM228 146V147H227ZM250 146H252V147H250ZM254 146H255V148H254ZM153 147V148H152ZM164 148V149H162V148ZM233 147V148H232ZM2 148V149H3ZM244 148H249L248 150H246L245 151V149ZM250 148H252V149H250ZM255 149V150H254ZM15 150V149H14ZM103 150V149H102ZM163 150V151H162ZM172 150V151H171ZM208 150V151H207ZM227 150V151H226ZM16 151V150H15ZM11 152H13V150L11 151ZM252 152V153H251ZM255 152V153H254ZM230 153V154H229ZM240 153V154H239ZM249 153V154H248ZM216 154V155H215ZM247 154L250 156V157H248L247 156ZM186 155V156H185ZM217 155H219V156H217ZM188 156V157H187ZM221 156V157H220ZM260 156H261V158H260ZM235 157V158H234ZM245 157H248L247 159L245 158ZM254 157V158H253ZM190 158V159H189ZM230 158H231V160H230ZM260 158V159H259ZM235 159V160H234ZM263 159V160H262ZM25 160V158H24V156H23V158H21L20 159V161L18 162V165L17 166H19L23 161ZM188 160V161H187ZM234 161V162H233ZM258 162V163H257ZM172 163H173V165H172ZM175 163H177V164H175ZM148 165H149V169H152V165L150 166V164L149 163H147ZM260 164H262V165H260ZM199 165V166H198ZM260 167H259V166ZM177 166V167H176ZM151 167V168H150ZM204 168V169H203ZM232 168H234V167H232ZM242 168H244V169H242ZM185 169V170H184ZM194 169V170H193ZM235 169V168H234ZM237 169H239V171H237ZM13 170V169H12ZM12 170H10V171H12ZM187 170V171H186ZM190 170H192V172L190 171ZM250 170H251V172H250ZM33 171V172H32ZM31 172H30V179H33V180H36V181H41L42 179H41V176H40V174H38V173H36L35 172V170H32ZM185 171V172H184ZM8 172V171H7ZM239 172V173H238ZM195 173H197L198 175H195ZM202 173V174H201ZM205 173V174H204ZM172 174V175H171ZM5 175V174H4ZM3 175V176H4ZM205 175V176H204ZM202 178H201V177ZM204 177H207V178H204ZM208 177H209V182L207 181V179H208ZM3 177H1L0 179H2ZM199 178H200V180H199ZM188 179V180H187ZM195 179H197V181L195 180ZM202 179H204V181H202ZM177 180V181H176ZM190 180V181H189ZM196 181V182H195ZM200 181V182H199ZM24 182H25V180H24ZM23 182V183H24ZM198 182H199V184H201V187H200V185L198 184ZM204 182H205V184H204ZM186 184V185H185ZM190 185V186H189ZM198 185H199V188H198ZM197 186V187H196ZM205 188H204V187ZM263 187H264V185H263ZM40 189H42V191H44V192H46L47 191V189L45 188V186H43V185H41V187H39ZM258 209V210H257ZM256 210H255V215H257V216H259L260 218H261V222L259 221V222H257L258 223V225H254L253 226V231L256 233V237L254 238L255 240H256V242H255V240H252L251 241V243L253 244V245H256V246H259L260 244H264V226L262 225V224H264V206L262 205L261 207H258ZM126 210V209H125ZM127 211V210H126ZM260 211V213H258ZM258 214H257V213ZM228 213H230V212H228ZM234 213H235V215H234ZM231 215H233L234 217H236V216H239L238 215V213L237 212H233V213H230V215L229 216H231ZM233 216H231V217H233ZM253 216H254V213H253ZM250 219H253V221H254V218L252 217V218H250ZM241 221H244V220H241ZM246 221V220H245ZM262 223V224H261ZM87 223H84L83 225L86 227V230L87 231H84L85 230V227L84 228H82V230H83V237H82V240L84 241V242H86V241H90V242H94V241H96V243L94 242V243H90L95 249L97 248V250L99 251L98 253L101 255V256H99V257H103V255L104 256H106V257H103V259H107V260H109V256H110V258H112V254L114 255L115 254V252L113 251L114 249L112 248V246L110 245V242L108 241V242H106V238H104L103 239V236L102 235H100L101 233L99 232H97V230L95 229V228H93L94 230H92V228H90L91 229V232L90 233H86V232H89V227H91V226H88V225H86ZM261 224V225H260ZM255 227H258V229L257 228H255ZM262 227V228H261ZM89 230H88V229ZM260 229V230H259ZM259 230V231H258ZM258 232H259V234H258ZM87 236H86V235ZM89 234H91L90 236H89ZM262 235V236H261ZM89 236V237H88ZM99 236V237H98ZM100 236H102V237H100ZM93 240H92V239ZM99 238V239H98ZM100 238H102V239H100ZM90 239V240H89ZM99 240V242L97 243V241ZM257 239H258V241H257ZM105 242V243H107V245H108V247L106 246L105 247V243H103V241ZM102 241V242H101ZM101 242V243H100ZM88 243V242H87ZM98 244V245H97ZM100 244V245H99ZM105 244V245H104ZM102 245H104V246H102ZM109 245H110V247H109ZM109 248V249H108ZM111 250V251H110ZM111 253H110V252ZM113 251V252H112ZM101 252H103V253H101ZM106 252V253H105ZM258 252V253H257ZM108 253V254H107ZM110 253V254H109ZM256 253V254H255ZM106 254V255H105ZM254 256L257 258L254 262H252L251 264H256V263H263L264 264V250H262V251H255L254 252ZM259 256V257H258ZM262 257V258H261ZM261 260V261H260ZM257 261V262H256Z\"/></svg>",
  "mask_w": 264,
  "mask_h": 264
}]
</instances>
